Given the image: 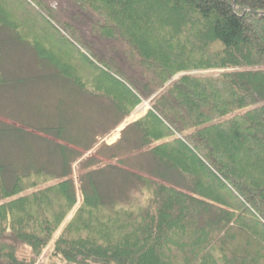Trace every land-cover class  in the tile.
<instances>
[{"label":"trees","instance_id":"trees-1","mask_svg":"<svg viewBox=\"0 0 264 264\" xmlns=\"http://www.w3.org/2000/svg\"><path fill=\"white\" fill-rule=\"evenodd\" d=\"M61 3L0 0V26L126 115L160 91L136 124L163 172L127 175L148 193L127 206L90 172L57 238L74 183L0 175V264H36L53 239L52 264H264V0Z\"/></svg>","mask_w":264,"mask_h":264},{"label":"rangeland","instance_id":"rangeland-1","mask_svg":"<svg viewBox=\"0 0 264 264\" xmlns=\"http://www.w3.org/2000/svg\"><path fill=\"white\" fill-rule=\"evenodd\" d=\"M54 12L60 18H72L68 10ZM17 36L14 30L0 26V128L19 129L0 133L1 180L12 187L28 167L41 165L48 175L47 185L63 180L74 183L77 203L56 238L83 203V187L90 172H99L107 182L106 190L123 205L134 198L146 199L147 191H141L127 175L155 179L163 172L151 152L152 145L144 144L142 130L136 124L151 108L154 95L126 115L111 98L114 95L93 93L90 87L79 86L60 74L55 63L37 51V46ZM214 72L218 70L201 71ZM5 164L11 168H4ZM168 175L174 181L183 179L177 172ZM185 181L178 186L188 190L191 184ZM54 241L36 264L61 263L60 258L51 256Z\"/></svg>","mask_w":264,"mask_h":264},{"label":"bare ground","instance_id":"bare-ground-1","mask_svg":"<svg viewBox=\"0 0 264 264\" xmlns=\"http://www.w3.org/2000/svg\"><path fill=\"white\" fill-rule=\"evenodd\" d=\"M118 133L115 134V136H113L112 140H114L117 137Z\"/></svg>","mask_w":264,"mask_h":264},{"label":"water","instance_id":"water-1","mask_svg":"<svg viewBox=\"0 0 264 264\" xmlns=\"http://www.w3.org/2000/svg\"><path fill=\"white\" fill-rule=\"evenodd\" d=\"M260 13L264 15V13H262V12H260Z\"/></svg>","mask_w":264,"mask_h":264}]
</instances>
